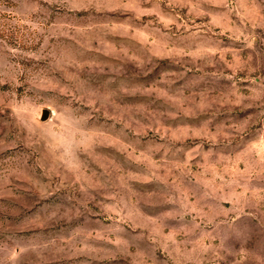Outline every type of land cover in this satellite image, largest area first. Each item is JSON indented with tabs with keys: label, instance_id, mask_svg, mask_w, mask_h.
Here are the masks:
<instances>
[{
	"label": "rangeland",
	"instance_id": "rangeland-1",
	"mask_svg": "<svg viewBox=\"0 0 264 264\" xmlns=\"http://www.w3.org/2000/svg\"><path fill=\"white\" fill-rule=\"evenodd\" d=\"M0 264H264V0H0Z\"/></svg>",
	"mask_w": 264,
	"mask_h": 264
},
{
	"label": "water",
	"instance_id": "water-1",
	"mask_svg": "<svg viewBox=\"0 0 264 264\" xmlns=\"http://www.w3.org/2000/svg\"><path fill=\"white\" fill-rule=\"evenodd\" d=\"M47 114H48V112L47 111H45L44 113H43V118H46L47 117Z\"/></svg>",
	"mask_w": 264,
	"mask_h": 264
}]
</instances>
